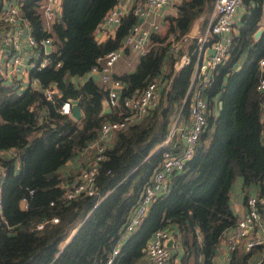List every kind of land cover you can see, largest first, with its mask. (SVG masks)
Segmentation results:
<instances>
[{
  "label": "trees",
  "instance_id": "1",
  "mask_svg": "<svg viewBox=\"0 0 264 264\" xmlns=\"http://www.w3.org/2000/svg\"><path fill=\"white\" fill-rule=\"evenodd\" d=\"M13 1L34 40L50 38L53 51L46 56L45 68L29 72L37 87L29 83L19 91L0 79V264H104L143 187L161 165L162 153L180 152L171 146L173 140L160 144L178 114L189 116L185 95L193 65L176 70L181 52L173 54L169 47L171 39L188 34L197 19L211 12L214 0H181L175 5L176 16L164 18V33L159 28L149 35L147 51L135 68L113 76L123 85L120 99L156 80L160 101L140 121L114 133L105 160L98 163L94 193L72 200L62 197L69 178L59 172L61 167L97 138L103 122L118 119L120 113L101 114L105 89L92 78L78 86L72 78L88 73L99 58L122 45L139 20L135 5L121 16L114 38L98 43L95 30L119 0H61V16L47 31L42 18L45 0ZM244 5L228 58L216 68L205 91L206 99L212 104L220 101L221 108L208 116L192 156L181 172L171 176L168 192L155 198L139 226L119 246L114 264H140L157 229L169 231L182 250L167 264H214L222 236L235 223L228 204L232 183L241 178L245 190L252 186L264 195V97L256 88L264 77L258 66L264 56V24L259 38H253L261 26L264 0H245ZM48 88L57 90L51 100L45 98ZM67 100H78L79 121L59 113ZM6 151L10 157L1 154ZM256 252L235 250L228 264H264L251 261Z\"/></svg>",
  "mask_w": 264,
  "mask_h": 264
},
{
  "label": "built area",
  "instance_id": "2",
  "mask_svg": "<svg viewBox=\"0 0 264 264\" xmlns=\"http://www.w3.org/2000/svg\"><path fill=\"white\" fill-rule=\"evenodd\" d=\"M1 1L0 79L21 91L29 83L33 87H37V80L31 81L28 77L25 81L20 78L23 75H29L32 69L41 70L49 64L46 56L53 51L51 39L45 37L36 42L31 35L29 23L23 20L22 13L16 3L13 0ZM120 1L117 4H120ZM124 1L127 4V10L135 5L133 13L138 19L159 16L163 8L175 6L181 2V0H145L143 4H135L134 0ZM244 2L245 0H214L212 13L201 35L193 37L186 34L177 41L171 39L169 51L173 54L181 52L175 67L180 68L190 63L193 65L192 76L185 95V100L188 101L190 123L188 126L178 127L179 114L173 119L170 131L160 146L167 145L172 136L179 131L182 133L183 148L179 153L169 150L162 153L161 165L154 170L149 182L143 187L142 193L123 227L124 235L134 232L155 198L168 192L171 176L183 170L185 162L192 156L199 136L207 126L208 116L214 114L211 112L214 104L206 99L205 91L212 81L216 68L228 58V50L237 33V31L234 32V15L239 7L245 6ZM60 5L61 0H45L42 18L46 31L60 18ZM121 16L122 14L114 7L103 17L97 26L98 30H106L109 26L118 27ZM150 18L146 26L138 22L131 26L122 40V45L99 58L89 71L90 75H97L99 80L107 86L108 105L110 107L118 106L122 110L118 119L107 120L101 124L97 138L85 148V150L92 152L91 157L73 184L66 187L67 190L62 196L65 200H72L81 194L90 196L94 193L93 186L98 163L105 160V150L110 147L108 141L112 135L116 131L124 130L140 121L159 104L161 89L158 81L152 80L142 90L120 99L123 85L121 81L112 76V68L125 50H130L131 54L137 58L145 55L149 35L160 28L159 24ZM48 46L51 47L49 52L46 50ZM207 47L211 49L210 55L205 51ZM258 66L260 70H264V56L259 59ZM256 88L264 97V77H260ZM56 92L55 88L46 89L45 98L51 100L52 95ZM261 103V121L264 126V100ZM70 108L69 101H64L58 111L60 114L69 116ZM262 142L264 145V129ZM1 154L10 157V151L1 152ZM2 174L3 169L0 166V185ZM21 204L23 208H27L25 198L21 200ZM245 208L243 216L235 220L234 225L227 230L226 249L230 254L235 250L250 252L256 249L257 252L254 254L259 257L256 263H260L264 261V195L259 196L256 191L247 194ZM52 221L57 222V218H53ZM41 227L42 223L37 225V228L40 229ZM170 237V232L165 229L155 230L143 249L144 257L140 264H167L172 253L165 242ZM118 250L119 247L115 246L104 264H114Z\"/></svg>",
  "mask_w": 264,
  "mask_h": 264
},
{
  "label": "crops",
  "instance_id": "3",
  "mask_svg": "<svg viewBox=\"0 0 264 264\" xmlns=\"http://www.w3.org/2000/svg\"><path fill=\"white\" fill-rule=\"evenodd\" d=\"M134 2L137 3V4H143V3H145V0H134ZM115 9L117 11H119L122 15L128 12L127 4L125 3L124 0H121L120 4H117L115 6ZM238 9H237L238 12L235 13V15H234V23L235 24L237 22L236 14L239 16V22L237 23L238 24L237 26H239L240 19L242 18V15H243L244 10H245V6H243V8L239 7ZM211 13H212V10L205 17H200L199 19H197L193 23V25L191 26L190 31H189L188 34H190V36H193V37H197V36L201 35L204 32L206 23L208 21L209 16L211 15ZM176 14H177L176 6H168V7L162 9L161 15L154 16V17L152 16L151 18L148 16L145 19L140 18L138 20V23L146 26L147 25V21L150 18V20H153V21L157 22L160 27L163 26V28H165L166 24L163 23L164 22V18L165 17H169V16H173L174 17V16H176ZM263 24H264V12H263V15H262V18H261V26H260L261 29H263ZM116 30H117L116 26H113V27L109 26V27H107L106 30H98V28H97L95 30V39H96V41L98 43H102V42L106 41L109 38L112 39V38H114ZM160 30H161V28H160ZM237 30H238V28H237ZM205 51H206V53L208 55H210V52H211L210 48L207 47V49H205ZM244 58H243V60H244ZM138 60H139V58H137L136 56L131 54L130 50H125L124 53L118 59V61L114 64V66L112 68V76H118V75H120L122 73L132 71L135 68ZM174 68L176 70L178 69L175 66H174ZM28 77H29V75L26 74V75H23L20 79L26 81ZM88 78H92V80L97 85H99L100 87L104 88L105 91L107 92V90H106L107 86H105V84H103L99 80L97 75H95V74L94 75H90L89 72L84 74L81 77H74L73 78V83L78 86V85L82 84L84 81H86ZM67 101H70V100H67ZM219 103H220V101L219 102L217 101V103L215 102V104L211 108V112H213L214 114L218 113ZM102 109L107 110V112L104 115L111 114L113 112L118 114L122 110V108H120L118 106L117 107H110L108 105V103H107V94H106L105 98L102 101ZM80 113H81V118H82L81 110H80ZM70 115H71V112H70ZM70 115H69V117H71ZM79 120H75V121H79ZM189 123H190L189 116L188 117H184V118L181 117L180 120H179V123H178V127H182L184 125L188 126ZM113 136H114V134L112 135L110 141H108L110 146L112 145ZM173 136H174L173 137L174 139H171L168 144H170L171 141L173 140L171 146L176 148L178 151L182 150V148H183L182 133L177 131ZM91 153L92 152L90 150H87V149L85 150L84 149L82 152H80V153L76 154L75 156H73L70 160H68L61 167L59 172H61V174L63 176L69 178V180H67V182L64 185H67L69 187V186H71L73 184V182L75 181V178L82 171V168H84V166L88 163V161H89V159L91 157ZM254 191L255 190L253 188H251L249 191L245 190L243 188V184H242V179L241 178H237L236 181L234 183H232V185L230 186L228 204H229V208H230L232 214L235 216V220H237L238 218L242 217L243 214L245 213V209H246L245 208V197H246L247 194L254 193ZM131 234L132 233L125 234V235L122 234L120 239L118 240L117 246L119 247L121 244H123L126 241V239L129 238V236ZM226 236H227V232H226L225 235L222 236V238H221V240L219 242L218 249L215 250V255H216V258H215L216 259V263L215 264H228V259H229L230 253L226 249V243H225L226 242ZM171 237H173L172 234H171ZM170 249H171L172 257H177L178 258L182 254V250L176 244L174 237H173V247L170 248ZM258 259H259V257L257 256V254H253L251 261L253 263H256Z\"/></svg>",
  "mask_w": 264,
  "mask_h": 264
},
{
  "label": "water",
  "instance_id": "4",
  "mask_svg": "<svg viewBox=\"0 0 264 264\" xmlns=\"http://www.w3.org/2000/svg\"><path fill=\"white\" fill-rule=\"evenodd\" d=\"M263 29L259 28L255 34L253 35L254 39L257 40L259 38V36L261 35ZM47 52H49L51 50V47L48 46L46 48ZM70 106H71V118H73L74 120H79L81 118V113H80V109L78 107V100H70L69 101ZM221 108V102L219 103V109ZM107 112V110L102 109L101 114H105ZM20 158H22V156H20ZM250 188H252V186H250ZM165 245L168 248H172L173 247V237H170L166 242ZM144 253V250H143Z\"/></svg>",
  "mask_w": 264,
  "mask_h": 264
},
{
  "label": "rangeland",
  "instance_id": "5",
  "mask_svg": "<svg viewBox=\"0 0 264 264\" xmlns=\"http://www.w3.org/2000/svg\"><path fill=\"white\" fill-rule=\"evenodd\" d=\"M239 10V9H238ZM238 10L236 11V13L238 12ZM236 17H237V22H236V24H234V32L236 33V31H237V28H238V22H239V16L236 14ZM161 28V30H160V32H161V34H163L164 33V31H165V28H163V26H161L160 27ZM243 58H244V55L243 56H241V62H242V60H243ZM72 81H73V78H72ZM19 91H21V90H19ZM216 255L214 256V258H213V263L215 264L216 263Z\"/></svg>",
  "mask_w": 264,
  "mask_h": 264
}]
</instances>
